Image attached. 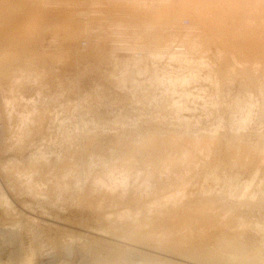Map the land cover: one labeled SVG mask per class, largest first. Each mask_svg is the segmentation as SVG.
I'll return each mask as SVG.
<instances>
[{"label":"rangeland","instance_id":"obj_1","mask_svg":"<svg viewBox=\"0 0 264 264\" xmlns=\"http://www.w3.org/2000/svg\"><path fill=\"white\" fill-rule=\"evenodd\" d=\"M255 1L207 27L183 16L153 28L117 26L138 0L70 2L34 57L19 46L0 111V250L25 264H119L127 249L140 264H206L192 245L264 256ZM135 218L147 243L122 235Z\"/></svg>","mask_w":264,"mask_h":264},{"label":"bare ground","instance_id":"obj_2","mask_svg":"<svg viewBox=\"0 0 264 264\" xmlns=\"http://www.w3.org/2000/svg\"><path fill=\"white\" fill-rule=\"evenodd\" d=\"M138 1H139L138 2L139 5L137 6V8L134 9L133 12L130 14L129 13L126 14V12H125L124 16H121L119 18L118 22H116L117 26L123 27V26H126L125 23L126 24L127 23H130V24L134 23L138 26H140V24H141L142 26L153 28V26L157 23L156 20H158V22L159 21L160 22L161 21H165V22L167 21L170 24V22H172V21L175 22L183 16H190L192 18V20L194 21V24H196V26L197 25H203L204 27H207V25L209 23L208 21L209 20L212 21L213 19H215L216 14L217 15L218 14L226 15L225 14V12L227 10L226 6L228 4L229 5L231 4V6L234 7V8L232 7V10L228 11V12H232L237 8L236 7L237 4H239L240 2L246 3L248 0H138ZM70 2H74V3L75 2H77V3H85V2L87 3L88 2V5H89V3L91 5L93 0H90V1L89 0H87V1L86 0H0V111H1L2 106H5L7 104L9 105V102H10L9 98L4 95L3 91L6 88H8L10 90H13V88H14V87L13 88H11V87H12V84L15 82L16 79L12 78L10 75L13 71H15V70H13V69H15V66H16L14 63V60L19 55L17 53V51L19 50L18 47L19 46L23 47L25 50H27L28 55H31V57H34V56H32L33 46L36 44L42 43L46 39L45 34L47 32H45V31L49 27L58 25V21H54V19H56L54 17H60V13H61V17L64 16L66 18H69V16H71L72 11H70V10H73V9H71L72 7L70 8L67 5H65V4H68ZM255 2H259V1L256 0ZM74 3H72V4H74ZM245 7H246V5H245ZM90 8H89V10H91ZM118 8H120V7H118ZM93 11H96V10H93ZM85 12L89 13L90 11H88V9H85V11L82 12V10H81V14L82 13L85 14ZM106 12H107V10H106ZM73 15H75V13ZM117 17H119V16H117ZM129 17H131V18L128 19ZM67 21H70V20L68 19ZM62 22H63V20H62ZM62 25H63V23H62ZM62 27L63 26H61L59 28H62ZM119 35H120V33H119ZM219 35H220V37H222L221 35H224V32L219 33ZM255 39L257 40L258 38L255 37ZM262 44H264V43H262ZM36 52H38V51H36ZM20 53H21V51H20ZM33 54H34V52H33ZM5 55H7V56H5ZM18 58H20V57H18ZM18 60H20V59H18ZM172 200H169V201L171 202ZM172 209L173 208H171V210ZM225 212L226 211H224V213ZM174 213H175V211H174ZM186 215L184 214L183 216H186ZM175 216H176V214H175ZM180 217H182V215ZM193 217L195 219V216H193ZM168 218H170V217H168ZM188 218L191 219V217H188ZM188 218L186 217V218H184V220L185 219L188 220ZM117 219L119 220V218H116V221H117ZM173 219H171V220H173ZM180 219H177L178 221L174 219V221H170V223L179 222ZM209 219H210V217H209ZM134 220H135L134 222L137 221L136 218ZM112 221H114V220H112ZM126 221H127V223H126ZM180 221H183V219ZM123 222H125V224H124L125 226L123 225L125 228V231H123L122 229H121V231L124 232V234L122 233L124 238L131 239V240H133V242H136L139 244L140 243L144 244V243L148 242L147 241L148 232L145 231L146 230L145 228H142L141 224L138 223L139 221L136 222L137 224L136 223L130 224L131 221L128 222V220H125ZM111 224H114V223H111ZM174 224H176V223H174ZM173 225H170V227ZM200 225H201V223H200ZM202 225H203V223H202ZM207 226H209V225H207ZM111 228H113V227H111ZM121 228H123V227H121ZM201 228L204 229V227H201ZM143 229H145L144 230L145 232L143 231ZM222 241L224 243V240H222ZM226 242L227 241H225V243ZM228 243H229V241H228ZM232 244H234V243H232ZM217 245H218V243H217ZM226 245H227V243L225 244V246ZM235 246H236V244H235ZM227 248H229V246ZM231 248H233V245ZM235 249H231V250L229 249L228 250V249L224 248V250L221 251L220 249L218 250L216 248L215 249L213 248L210 250L209 249L206 250V249H203L199 246H193L192 245L190 250L186 249L184 251L189 256L194 257V258H198V259L202 260L203 262H207L208 264L209 263H211V264H264V256H261V255L249 256V255H247V253L245 254L243 252V250H242L243 248L241 249L239 247V248H237V250H235ZM127 250H128L127 252H124L125 253L124 255L121 254L122 256L117 258L118 263L119 264H140L139 259L142 256H138V253H140L142 255V252H140L138 250H131V251L129 249H127ZM124 251H126V250H124ZM184 251H182V252H184ZM93 252H94V249H93ZM94 253L95 254H93L91 252V254L93 256L96 255V252H94ZM17 257H18V255L16 254V252L10 251V248H8L7 250L4 249V251L0 250V264H25L27 259L32 260L31 258H25L24 261H22V263H19L20 261H18ZM95 257L94 258L92 257V260L93 259L96 260L97 257L96 258ZM112 257H114V256H112ZM145 257H147V256H143V259H146ZM111 261H113V260H111Z\"/></svg>","mask_w":264,"mask_h":264}]
</instances>
